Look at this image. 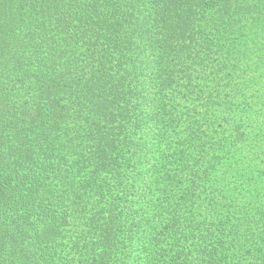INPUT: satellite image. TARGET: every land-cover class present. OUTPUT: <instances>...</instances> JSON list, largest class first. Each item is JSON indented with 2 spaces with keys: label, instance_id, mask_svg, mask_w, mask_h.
<instances>
[{
  "label": "trees",
  "instance_id": "1",
  "mask_svg": "<svg viewBox=\"0 0 264 264\" xmlns=\"http://www.w3.org/2000/svg\"><path fill=\"white\" fill-rule=\"evenodd\" d=\"M0 264H264V0H0Z\"/></svg>",
  "mask_w": 264,
  "mask_h": 264
}]
</instances>
